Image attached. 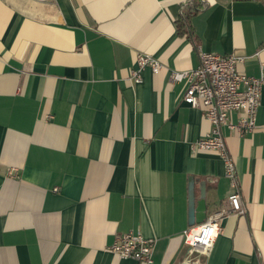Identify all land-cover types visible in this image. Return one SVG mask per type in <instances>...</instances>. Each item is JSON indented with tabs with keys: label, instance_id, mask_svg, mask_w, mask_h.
I'll return each mask as SVG.
<instances>
[{
	"label": "crops",
	"instance_id": "obj_1",
	"mask_svg": "<svg viewBox=\"0 0 264 264\" xmlns=\"http://www.w3.org/2000/svg\"><path fill=\"white\" fill-rule=\"evenodd\" d=\"M186 1L0 0V264H145L108 249L130 231L155 240L151 264H264V85L257 129L224 128L245 212L202 253L183 237L191 183L207 217L232 187L219 152L193 149L211 123L170 79L200 51L259 76L264 0H205L192 36ZM138 53L163 64L140 82Z\"/></svg>",
	"mask_w": 264,
	"mask_h": 264
},
{
	"label": "built area",
	"instance_id": "obj_2",
	"mask_svg": "<svg viewBox=\"0 0 264 264\" xmlns=\"http://www.w3.org/2000/svg\"><path fill=\"white\" fill-rule=\"evenodd\" d=\"M199 55L200 62L196 67L172 70L170 79L171 82H186L182 100L200 107L211 123L210 132L193 143V149L219 152L225 163V175L232 187L227 198V208L212 213L204 222L191 225L183 231L185 244L193 250L207 253L221 231L223 217L227 213L245 212L236 164L228 150L224 128L240 136H246L257 129L264 85V63H260L259 76H252L239 68L245 62V56L222 55L211 51H200ZM147 66L158 73L163 64L153 55L138 53L135 67L131 69L135 81L142 80L141 72ZM235 113L236 121L233 119ZM108 249L121 258H133L151 264L154 261L155 240L141 232L130 231L120 235Z\"/></svg>",
	"mask_w": 264,
	"mask_h": 264
},
{
	"label": "trees",
	"instance_id": "obj_3",
	"mask_svg": "<svg viewBox=\"0 0 264 264\" xmlns=\"http://www.w3.org/2000/svg\"><path fill=\"white\" fill-rule=\"evenodd\" d=\"M205 0H187L182 7L181 16L177 21L178 32L180 34H185L192 36L191 32V17L197 12L205 9Z\"/></svg>",
	"mask_w": 264,
	"mask_h": 264
},
{
	"label": "water",
	"instance_id": "obj_4",
	"mask_svg": "<svg viewBox=\"0 0 264 264\" xmlns=\"http://www.w3.org/2000/svg\"><path fill=\"white\" fill-rule=\"evenodd\" d=\"M189 224L195 225L197 223L203 222L208 215V207L206 203L200 208V212H198L196 204H195V193L193 182L191 183L190 187V197H189ZM183 264H191V263H183Z\"/></svg>",
	"mask_w": 264,
	"mask_h": 264
}]
</instances>
